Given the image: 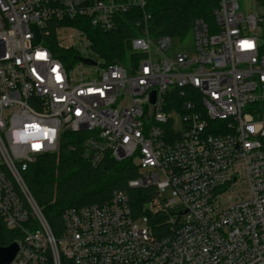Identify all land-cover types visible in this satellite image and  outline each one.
<instances>
[{
  "label": "built area",
  "instance_id": "obj_1",
  "mask_svg": "<svg viewBox=\"0 0 264 264\" xmlns=\"http://www.w3.org/2000/svg\"><path fill=\"white\" fill-rule=\"evenodd\" d=\"M148 2L0 0V216L22 233L9 264H264V16L220 0L213 25L195 20L188 53L174 49L185 39L151 36ZM134 9L135 65H105L76 26L58 38L67 30V47L96 64L67 65L41 39L50 22L75 18L111 31ZM65 130L90 133L94 166L106 152L133 159L129 187L155 188L146 211L168 214L173 233L135 217L125 190L66 208L54 233L24 172L59 152Z\"/></svg>",
  "mask_w": 264,
  "mask_h": 264
},
{
  "label": "trees",
  "instance_id": "obj_2",
  "mask_svg": "<svg viewBox=\"0 0 264 264\" xmlns=\"http://www.w3.org/2000/svg\"><path fill=\"white\" fill-rule=\"evenodd\" d=\"M259 2L264 5V0ZM219 3L220 0H149L150 34L155 38L170 36L183 41L192 34L196 19L214 24V11ZM139 13L138 9H134L119 15L117 27L111 31L95 27L85 18L50 22L41 39L54 56L67 65L78 63V47L63 46L57 33L61 26H76L87 35L89 53L105 65H135L142 58V55L137 56L131 51L132 40L141 35ZM89 135L85 131L65 130L59 152L38 157L24 172L25 181L54 233L59 234L64 228L62 216L66 208L104 203L112 198L115 190H125L135 217L148 214L149 224L157 236L172 234L175 228L169 223L168 214L146 211V204L154 196L155 188L129 187V181L139 175L133 159L117 161L110 152H106L98 165H92L83 155L84 140ZM21 237V231L9 228L0 216V246H8ZM63 264H70V260L64 259Z\"/></svg>",
  "mask_w": 264,
  "mask_h": 264
},
{
  "label": "rangeland",
  "instance_id": "obj_3",
  "mask_svg": "<svg viewBox=\"0 0 264 264\" xmlns=\"http://www.w3.org/2000/svg\"><path fill=\"white\" fill-rule=\"evenodd\" d=\"M240 4V10L248 15L249 13H253L259 16H264V5L260 4L259 0H238ZM73 32L77 33L78 35V29L73 28ZM66 32V33H65ZM63 34H61V39L60 43L63 46H68L70 44V38L69 35L67 34V30ZM260 35L264 38V27L260 29ZM75 34L74 37V42L77 44L84 43L86 44L85 40L83 38H79ZM196 48V43H195V37L193 34H191L188 38H186L182 43L176 42L174 45V49L182 52H188V53H193ZM82 54H84L82 52Z\"/></svg>",
  "mask_w": 264,
  "mask_h": 264
},
{
  "label": "water",
  "instance_id": "obj_4",
  "mask_svg": "<svg viewBox=\"0 0 264 264\" xmlns=\"http://www.w3.org/2000/svg\"><path fill=\"white\" fill-rule=\"evenodd\" d=\"M78 59L86 64H96V61L91 58H84L82 56H79ZM152 95L154 99L155 92H153ZM18 249L19 245L16 241L5 247L0 246V264H9L14 259L15 255L18 252Z\"/></svg>",
  "mask_w": 264,
  "mask_h": 264
}]
</instances>
